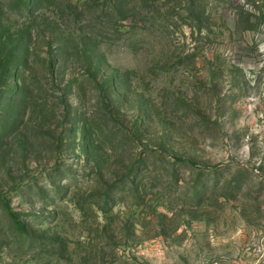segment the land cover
I'll list each match as a JSON object with an SVG mask.
<instances>
[{
    "label": "rangeland",
    "instance_id": "374dc122",
    "mask_svg": "<svg viewBox=\"0 0 264 264\" xmlns=\"http://www.w3.org/2000/svg\"><path fill=\"white\" fill-rule=\"evenodd\" d=\"M0 0V264H264V0Z\"/></svg>",
    "mask_w": 264,
    "mask_h": 264
},
{
    "label": "trees",
    "instance_id": "16d2710c",
    "mask_svg": "<svg viewBox=\"0 0 264 264\" xmlns=\"http://www.w3.org/2000/svg\"><path fill=\"white\" fill-rule=\"evenodd\" d=\"M175 1H176V3H177L178 6H181L182 3L184 2L183 0H175ZM187 1L189 3V6H192L193 7V4H194L195 0H187Z\"/></svg>",
    "mask_w": 264,
    "mask_h": 264
}]
</instances>
